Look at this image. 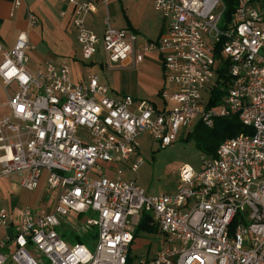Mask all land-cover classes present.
Instances as JSON below:
<instances>
[{
  "label": "built area",
  "instance_id": "built-area-1",
  "mask_svg": "<svg viewBox=\"0 0 264 264\" xmlns=\"http://www.w3.org/2000/svg\"><path fill=\"white\" fill-rule=\"evenodd\" d=\"M62 1L73 6L83 60L101 46L109 69L134 68L157 51L173 89L162 93L158 108L112 95L96 76L74 83L66 61L30 69L25 34L12 49L0 45V78L6 88L17 87L9 113L0 115V179L18 176L27 191L45 179V197L53 201L47 212L22 209L15 223L0 210V229L12 226L15 244L11 254L0 253V264H43L41 258L47 264H264V0H238L224 25L222 0H152L164 34L142 48L132 29L112 25L110 0ZM96 2L106 10L100 36L85 25ZM20 6L15 0L14 9ZM38 22L29 15L30 27ZM223 62L229 82L220 104L209 107ZM233 115L251 133L203 156L199 173L183 166L176 193L150 195L127 177L144 163L143 134L164 149L198 119L213 128L216 119ZM145 215L161 245L130 262ZM90 232L95 236L87 239ZM75 236L86 242L72 241Z\"/></svg>",
  "mask_w": 264,
  "mask_h": 264
},
{
  "label": "crops",
  "instance_id": "crops-1",
  "mask_svg": "<svg viewBox=\"0 0 264 264\" xmlns=\"http://www.w3.org/2000/svg\"><path fill=\"white\" fill-rule=\"evenodd\" d=\"M14 2L15 0H0V45L5 49H12L19 35L25 34L30 45L27 52L30 69H39L49 60L59 62L68 59L70 63L66 62L70 66L71 80L74 83L86 84L90 77L96 76L102 85L110 87L112 95H129L136 100H148L158 108L164 106L162 93L172 91L173 87L165 79L163 58L157 51L146 52L144 61L134 68H119L117 66L113 69L108 68L111 71L107 77L101 75L99 71L101 67L96 70L97 67L92 66L91 71L86 73L79 65L83 59L81 46L72 25L73 6L66 5L62 0H21V6L14 9ZM114 5L121 6L125 19L119 24L116 23V26L114 25L115 22L112 21V25L120 29L129 28L137 33L139 48H142L148 42L158 40L164 34V21L160 16L161 24L158 28V37L152 40L143 38L132 20V0H110L111 20L112 13L113 15L115 13ZM95 6L96 11L87 17L94 21L99 16L102 26L100 30L88 29L100 36L104 30L106 10L101 2H96ZM12 13L13 15H11ZM30 14L36 15L39 20L38 25L35 27H30L28 24ZM71 33H73L74 38L70 37ZM97 54H101L104 61H106L105 53L100 46L97 53L90 59V64H95L94 57ZM31 64L34 65V68H31ZM0 80L2 81L1 78ZM5 89L8 88L5 87ZM12 94H7L6 102H0L1 116L9 113L7 103L9 96ZM0 187V210L5 209L10 213L12 223L18 220L19 211L26 207L45 212L52 209L53 201L45 197V179H42L39 188L36 189L37 192L33 193L36 190L28 191L31 194L24 196V200L21 198V190L25 189L21 188L18 176L14 175L6 179H0ZM19 201L24 203L23 207L18 206ZM13 235L12 226L0 229V244L5 243V248L0 249V253L9 255L13 252L15 248L14 241L11 240ZM8 238H10L9 241ZM5 264L15 263L9 259Z\"/></svg>",
  "mask_w": 264,
  "mask_h": 264
},
{
  "label": "rangeland",
  "instance_id": "rangeland-1",
  "mask_svg": "<svg viewBox=\"0 0 264 264\" xmlns=\"http://www.w3.org/2000/svg\"><path fill=\"white\" fill-rule=\"evenodd\" d=\"M114 9L115 13L114 15L112 13V21L115 22V25L116 23L119 24L123 22L125 18L121 6L114 5ZM132 20L144 39L152 40L158 37V28L161 24V17L155 11L151 0H132ZM85 25L87 28L100 30L102 26L101 18L98 16V18H95L93 21L87 17ZM70 35V37L74 38L73 33ZM62 61L69 62L68 59H63L59 62ZM90 62V60H83L79 63L86 73L90 72L91 67L94 66L97 67L95 68L96 70L98 67H101L99 71L102 76L107 77L108 74H110L111 70L106 66L101 54H97L94 57L95 64H90ZM31 68H34L33 64H31ZM15 90V85L6 90L3 81L0 80V102H6L7 94H12ZM198 123L199 119L187 128H182L179 131L177 140L164 149L161 148L149 135L143 134L139 138V143L140 154L144 159V163L137 172L128 173L127 177L134 179L150 195H171L176 193L179 186V171L183 166H189L195 173H199L202 157H213L205 154L197 144L201 135L206 133L204 130L201 131V129L196 132L199 128V126H197ZM36 192L37 190L33 193ZM29 194H31V192L21 190V198H23V200L24 196ZM23 204V202L19 201L18 206L23 207ZM87 216L94 217V215H91L90 213H88ZM161 241L162 235L158 230L157 233L139 230L136 239L131 246L130 255L133 259L151 257L160 247ZM38 261L47 264L45 258L38 259Z\"/></svg>",
  "mask_w": 264,
  "mask_h": 264
},
{
  "label": "trees",
  "instance_id": "trees-1",
  "mask_svg": "<svg viewBox=\"0 0 264 264\" xmlns=\"http://www.w3.org/2000/svg\"><path fill=\"white\" fill-rule=\"evenodd\" d=\"M222 2L225 6V11L222 18V24L224 25L225 23L231 22L233 13L235 12V9L238 4V0H222ZM217 73V87L212 92V96L208 104L209 107H214L220 104V101L225 94V86H227V83L229 82L228 63L223 62V64L220 65V68L218 69ZM197 126H199V128L196 130V132L200 129L201 131L204 130V132H206L205 134L201 135L197 144L199 148L204 151L205 154L210 156H215L218 147L226 139L241 134H250L252 131L251 128L244 126L238 120V117L236 115L216 119L214 127L211 129L206 127L202 122H199ZM234 226L235 223L232 225V229L234 228ZM139 230L157 233L158 228L155 224L151 223L150 217L145 215L143 217V220L140 221L139 225L136 228L135 238ZM94 236L95 232H90L86 238L90 239V237L93 238ZM72 241H78L80 243L86 242L83 238H79L77 236H75ZM129 261H132L130 252Z\"/></svg>",
  "mask_w": 264,
  "mask_h": 264
}]
</instances>
